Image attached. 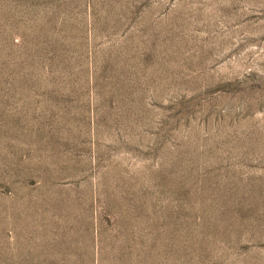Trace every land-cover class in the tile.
Segmentation results:
<instances>
[{"label":"rangeland","instance_id":"obj_1","mask_svg":"<svg viewBox=\"0 0 264 264\" xmlns=\"http://www.w3.org/2000/svg\"><path fill=\"white\" fill-rule=\"evenodd\" d=\"M0 264H264V0H0Z\"/></svg>","mask_w":264,"mask_h":264}]
</instances>
